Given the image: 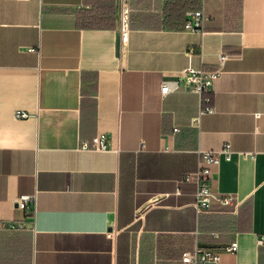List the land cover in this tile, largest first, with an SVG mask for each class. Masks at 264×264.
<instances>
[{
    "label": "crops",
    "instance_id": "obj_1",
    "mask_svg": "<svg viewBox=\"0 0 264 264\" xmlns=\"http://www.w3.org/2000/svg\"><path fill=\"white\" fill-rule=\"evenodd\" d=\"M198 12L204 35L185 31ZM220 52L202 100L162 93ZM101 133L109 152L80 149ZM225 144L211 188L239 205L199 215L183 177ZM263 235L264 0H131L127 42L118 0H0V264H184L196 247L264 264Z\"/></svg>",
    "mask_w": 264,
    "mask_h": 264
},
{
    "label": "built area",
    "instance_id": "obj_2",
    "mask_svg": "<svg viewBox=\"0 0 264 264\" xmlns=\"http://www.w3.org/2000/svg\"><path fill=\"white\" fill-rule=\"evenodd\" d=\"M130 1L118 0L120 11V31L123 42L128 40V24L130 15ZM208 18L202 12L191 14L185 22V31L192 34H205V24ZM229 56L220 52L217 60V68L212 71H206L202 68L195 69L192 67L184 71L185 78L178 80H170L164 82L162 85V93L168 94L180 89H185L189 92L197 94L201 100L204 94L210 93L213 90L214 83L223 75L226 63ZM209 103V99H205ZM215 112L213 107L201 109L199 116L194 119L195 123L200 121L204 114H212ZM259 114H257L258 116ZM17 118H26L28 114L23 112H16ZM179 129L176 128L175 132ZM82 151L86 152H109L110 144L109 137L105 133L98 134L91 141H83L81 144ZM199 163L196 171L186 174L183 179L185 182H193L196 185V199L194 208L197 214L208 213L212 210L214 204H218L224 208H236L239 205V200L234 194H220L216 193L211 188L212 175L217 170L222 162L231 161L234 154L230 144H225L220 150L205 151L199 150ZM17 208L34 212L36 208V194L21 195L16 200ZM216 236V235H215ZM259 245H264V235L257 241ZM239 249L237 241L232 242L225 251L227 253H236ZM221 254L212 252L207 249L196 247L193 251H186L182 254L181 261L184 264H219L221 261Z\"/></svg>",
    "mask_w": 264,
    "mask_h": 264
}]
</instances>
